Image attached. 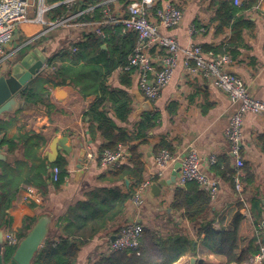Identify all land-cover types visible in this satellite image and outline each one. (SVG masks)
<instances>
[{"label":"crops","instance_id":"0c3cea01","mask_svg":"<svg viewBox=\"0 0 264 264\" xmlns=\"http://www.w3.org/2000/svg\"><path fill=\"white\" fill-rule=\"evenodd\" d=\"M168 1L170 0H160V5ZM172 1L179 4L183 10V22L173 29L160 27L162 35L175 38L181 49L196 44L201 46L207 54L226 52L219 51L227 45L231 38V30L225 29L221 34L216 33L218 22L215 20V9L211 7L212 0ZM247 1L249 0H241L240 7ZM255 2L254 6L242 12L246 20L254 23V28L243 32L244 41L236 59L227 53L233 59L228 70L246 83L252 98L264 102V0ZM193 25L204 26L206 33L191 36L189 29ZM40 30L41 27L22 26L19 34L17 33L20 40L12 41L6 47V51H11L19 45L22 46L25 40L32 38L33 35L36 36ZM58 31L56 41H47L45 38L36 40L27 46V50L39 49L48 61L59 51L70 46L69 31L66 29ZM106 49L105 47L104 50ZM150 55L156 66L163 52L153 49ZM183 58L181 54L170 83L161 90L159 99L154 103L143 95L134 74H131L129 86L121 84L120 77L124 72L123 68H118L107 78V85L112 89L124 90L132 101V113L128 121L122 123L114 119L119 127L130 134H136L143 113L151 111L158 117L156 126L150 130L146 139H141L134 144L144 163L142 179L154 173L157 174L160 170L155 163L157 156L155 147L162 140H166L172 145L173 155L179 158V161L191 151H196L200 156L201 170L220 183L217 199L212 201L210 211L198 224H189L181 220L179 215L170 216L172 213H169V209L176 187L172 185L163 188L161 195L156 199L160 204L159 207L149 204L144 211L143 222L146 228L157 230L159 227L163 234H167L174 231L172 222L181 223L185 233L196 241L198 262L203 258L205 264H224L202 248L201 238L198 237L197 231L203 221H211L216 230L221 227L232 228L233 211L238 204H243L237 200L238 194L235 186L214 176L211 173L212 165L209 164L211 156H215L217 162L223 157H228L231 169L236 172L234 161L229 154V142L225 132L238 105L232 104L229 97L213 87L208 80L187 71L183 66ZM8 68L9 66H6V69ZM51 73L52 70L49 69L42 75ZM45 88L50 96L52 105L50 109L30 107L1 117L2 120L10 123L8 132L1 136L2 140L10 141L18 137L30 136L39 143L38 148L34 150L30 146V141L22 140L14 154L9 153L7 145L0 146V151L8 158L7 161L13 163L24 161V155L29 149V158L20 168L27 170L28 175L20 185L12 207L8 211L12 217L9 230L18 233L26 217L36 220L46 217L51 222L50 230L54 229L58 220L64 217L71 207L87 201V195L98 188L121 187L125 192L128 191V188L124 187L121 182L113 180L111 172H107L100 166L101 152L106 140L97 133L95 125L87 117L88 111L98 99L97 96L84 97L72 86L54 87L52 84H47ZM106 110L113 116L109 107ZM57 137H67L66 145H74L70 154L61 150L57 156L56 162L61 160L65 163L67 173L63 183L59 186L52 180L56 162L52 164L48 158L49 146ZM128 149L130 151L129 147ZM243 155L245 167L241 182L244 184L245 205L250 210L251 200L254 198L262 200L264 204V116L254 113L246 115L243 130ZM176 164H171L165 169L163 177H156L155 182L169 180ZM44 167H46V173H44ZM248 178L251 182L247 181ZM29 190L33 192V195L40 197V202H36L35 198L30 196ZM262 210L264 216V207ZM134 216L133 207L126 205L122 218L82 248L77 264H92L96 261L103 255L109 240L116 234L117 228L132 220ZM190 257H184L176 264H184L189 261Z\"/></svg>","mask_w":264,"mask_h":264},{"label":"trees","instance_id":"16d2710c","mask_svg":"<svg viewBox=\"0 0 264 264\" xmlns=\"http://www.w3.org/2000/svg\"><path fill=\"white\" fill-rule=\"evenodd\" d=\"M63 0H47L54 4ZM102 0H88L87 4L99 3ZM256 0L245 2L242 7H236L234 0H212L211 7L215 9V20L218 22L216 33L221 34L225 29L231 30V38L222 51L230 53L236 59L243 44V32L252 30L254 23L246 20L242 12L256 4ZM65 12L64 7L55 10L59 15ZM137 44V35L123 34L121 31L110 32L106 39L90 38L85 42L59 51L47 62L52 70L49 75H42L34 80L22 100L30 103L33 108L52 107L47 84L54 87L72 86L84 97L97 96L96 103L87 113V117L95 125L97 133L106 140L102 154L106 150L115 151L119 146L130 148V159L127 164L111 172L113 180L119 181L125 187V179L130 181V187L125 192L121 187L98 188L87 195V201L71 207L66 215L58 220L51 229L46 242L36 254L32 264H77L79 254L84 246L124 216L126 202L130 197L133 186L142 180L144 163L141 154L134 145L141 139H146L151 129L156 126L157 115L152 112L142 114L136 134H130L119 127L116 120L125 123L132 113V101L124 90L112 89L107 85V78L118 68L127 65V58ZM103 47L107 49L104 50ZM76 49L74 52L73 49ZM131 72L124 71L120 77L123 86L130 85ZM112 110L113 116L107 108ZM10 127L0 117V136L5 135ZM31 142L32 149L39 146L38 140L32 137H18L14 140H2L0 146L7 145L9 153L18 150L21 141ZM27 148L29 146H26ZM168 150L174 154V149L166 140L155 147V153ZM29 149L25 153L24 161L29 158ZM24 161L0 162V231L8 230L12 225V217L8 211L27 177V170L20 169ZM65 163L58 160L54 167L60 170L57 186L63 183L67 176ZM44 167V173H46ZM211 173L235 186L236 172L230 167V158L223 157L212 165ZM250 176V175H249ZM248 182L251 180L248 178ZM212 206L210 196L198 184L191 182L184 188H176L174 199L170 206L173 213L189 224H198L204 219ZM243 204H238L232 214V228L221 227L216 230L211 221H203L197 231L201 238V246L211 255L220 259L224 264H243L257 255L260 250L259 239L264 243V233L258 232V224L263 217V201L252 199L251 217L242 215ZM167 213V212H166ZM37 222L36 219L26 217L19 232L20 239H24ZM122 226L115 231L117 234ZM173 232L163 234L159 230L145 228L140 247L136 251H122L111 255H101L92 264H176L182 258L198 256L196 241L192 240L182 228L181 223L172 222ZM16 247L4 245V262L8 263ZM198 264H205L201 258Z\"/></svg>","mask_w":264,"mask_h":264},{"label":"built area","instance_id":"2783aa9c","mask_svg":"<svg viewBox=\"0 0 264 264\" xmlns=\"http://www.w3.org/2000/svg\"><path fill=\"white\" fill-rule=\"evenodd\" d=\"M88 0H63L54 4L47 0H0V74H3L8 62L24 47L36 40L45 38L53 30L66 29L69 31L70 45H77L90 38L106 39L110 32L121 31L123 34L137 35V44L127 58V65L123 68L137 78L139 89L152 103L156 102L161 90L171 81L180 55L184 56L183 66L187 71L197 74L208 80L213 87L229 97L232 104L238 105L230 118L225 136L229 142V154L234 161L236 170L235 189L238 202L243 203L241 213L246 218L251 217L249 208L245 205L243 197L244 184L241 182L245 160L243 155L244 121L248 113L264 116V102L250 96L246 83L236 74L228 70L232 58L227 54L205 53L201 46L193 44L181 49L177 40L160 33V27L173 29L183 22V10L172 0L160 5V0H102L99 3L87 4ZM237 7L241 0H234ZM64 7L65 12L56 15V9ZM41 27L36 36L25 40L11 51L6 47L14 41L16 34L22 26ZM206 33L204 26L193 25L189 29L191 36ZM264 41V28H263ZM156 49L163 52L158 64H154L151 51ZM75 52L76 49L74 48ZM44 72L49 70L44 65ZM2 137L0 136V144ZM130 159L127 146H119L115 151L106 150L100 157V166L107 172H113ZM181 163L176 179V188H184L188 183L194 182L205 191L214 202L219 193L218 180L201 170L200 156L191 151L184 159L179 161L168 150H162L155 157L158 173L149 175L135 184L130 192L126 205L133 207L135 216L126 222L115 234V240H109L103 255H111L122 251H136L140 247L146 225L143 222L144 211L149 207L147 193L156 177H163L164 170L171 164ZM217 162L211 156L210 165ZM60 179L59 168H54L52 180L57 183ZM31 197L40 202V197ZM258 232L264 233V216L258 224ZM4 244L8 247H17L21 240L19 233L4 230ZM260 250L245 264H264V243L259 239ZM184 264H189V261Z\"/></svg>","mask_w":264,"mask_h":264},{"label":"water","instance_id":"95a60500","mask_svg":"<svg viewBox=\"0 0 264 264\" xmlns=\"http://www.w3.org/2000/svg\"><path fill=\"white\" fill-rule=\"evenodd\" d=\"M27 48L28 47H24L8 62L6 66H9V68L6 69L5 67V73L0 76V117L8 113H15L30 107L32 108V105L22 100L21 97L29 85L44 73L43 66L47 63V58L39 49L27 50ZM67 142V137H57L51 142L48 151L50 163L53 164L56 162L57 156L61 150L67 154L73 151L74 145L67 146ZM7 160V156L0 151V162H5ZM180 168L181 163H177L169 180H161L152 184L147 193L149 204L159 207L160 204H158L156 199L161 195L163 188L176 184ZM125 185L127 188L130 187V181L127 178L125 179ZM169 213H173V210L169 209ZM50 224V220L46 217L38 219L32 230L16 247L14 255L8 263L4 262V230H1L0 246H3V250L2 247H0V264H32L36 254L41 250L48 238ZM115 238V235H113L111 241H114ZM196 245L197 244L194 243V247ZM197 263L198 257L192 255L189 259V264Z\"/></svg>","mask_w":264,"mask_h":264},{"label":"rangeland","instance_id":"374dc122","mask_svg":"<svg viewBox=\"0 0 264 264\" xmlns=\"http://www.w3.org/2000/svg\"><path fill=\"white\" fill-rule=\"evenodd\" d=\"M58 34H59V31H58V30L50 31V32L45 36V40H47V41H56L57 38H58V37H57ZM15 39H19V40H20L18 34H16L14 40H15ZM45 40H44V41H45ZM160 228H161V227H160ZM117 229H118V228H117ZM157 230L161 231V229H159V227H158ZM0 247H2V250H3V246L1 245Z\"/></svg>","mask_w":264,"mask_h":264}]
</instances>
